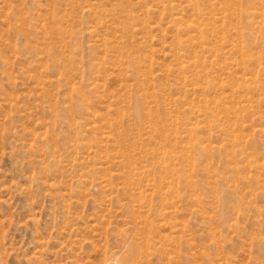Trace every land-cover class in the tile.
I'll return each mask as SVG.
<instances>
[{"label":"rangeland","instance_id":"374dc122","mask_svg":"<svg viewBox=\"0 0 264 264\" xmlns=\"http://www.w3.org/2000/svg\"><path fill=\"white\" fill-rule=\"evenodd\" d=\"M236 1L0 0V264H264V0Z\"/></svg>","mask_w":264,"mask_h":264},{"label":"bare ground","instance_id":"6f19581e","mask_svg":"<svg viewBox=\"0 0 264 264\" xmlns=\"http://www.w3.org/2000/svg\"><path fill=\"white\" fill-rule=\"evenodd\" d=\"M197 3V1H196ZM222 9L227 12V16L234 14L235 17L240 13V5L236 0H224ZM239 11V13H238ZM120 264H129L126 261H121Z\"/></svg>","mask_w":264,"mask_h":264}]
</instances>
